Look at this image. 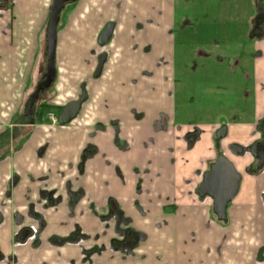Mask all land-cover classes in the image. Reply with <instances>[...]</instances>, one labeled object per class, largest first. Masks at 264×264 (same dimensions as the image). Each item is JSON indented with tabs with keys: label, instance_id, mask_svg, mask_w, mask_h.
I'll return each mask as SVG.
<instances>
[{
	"label": "crops",
	"instance_id": "0c3cea01",
	"mask_svg": "<svg viewBox=\"0 0 264 264\" xmlns=\"http://www.w3.org/2000/svg\"><path fill=\"white\" fill-rule=\"evenodd\" d=\"M3 1L2 8H7L8 0ZM52 1L16 0L13 32L7 34L1 28L10 14L1 9L0 264H264V170L247 174L228 209V223H219L211 201L203 203L197 196L198 172L212 157L200 153L203 134L190 146L185 137L188 124L178 128L175 122L177 93L184 85L176 65L177 43L183 49L211 48L210 40L217 37H202L205 28L197 19L214 8L248 11L245 17L238 12L233 25L232 17L215 24L220 25L219 40L228 48L234 44L232 54L241 51V61L257 72L254 90L263 95L255 94L256 117L264 116V36H247L253 0H220L216 7L213 0H78L74 7L80 9V17L57 32L55 97L46 99L65 103L83 80L89 85V99L68 124L29 125L23 116L25 98L42 71ZM191 1L190 8L201 9L179 19L176 8ZM109 21L115 23L107 46L110 53L93 82L96 39ZM137 22L143 23L142 29H137ZM163 55L167 64L157 66ZM132 110L145 115L138 118ZM159 113L168 115L169 130L155 133L152 125ZM113 118L120 119L128 152L115 144ZM150 136L155 144L145 147L143 141ZM10 148L14 151L8 155ZM222 148L227 153L223 142ZM247 152L242 157L249 163L252 156ZM238 166L242 172L243 165ZM13 176L17 179L12 185ZM42 176L65 196L56 211L38 200ZM80 183L83 192L74 198ZM145 208L150 213H143ZM80 210L82 215L69 216ZM160 221L162 227L157 226ZM27 223L41 225L33 245L16 242L17 231ZM128 228L139 234L136 243L111 250V242ZM74 239L81 241L71 242ZM81 253L87 257L85 263Z\"/></svg>",
	"mask_w": 264,
	"mask_h": 264
},
{
	"label": "flooded vegetation",
	"instance_id": "af4514ba",
	"mask_svg": "<svg viewBox=\"0 0 264 264\" xmlns=\"http://www.w3.org/2000/svg\"><path fill=\"white\" fill-rule=\"evenodd\" d=\"M255 1L257 2V7L254 8V22L252 23V20H251V25L249 26V33L251 32L249 34V36L251 38L250 40H256V38L261 39L264 36V3H263L264 0H255ZM15 2H16V0H8V3L6 4L7 8H2V5H4V1L0 0V21L3 18V13L1 12V9H3L4 11L7 10L10 14L8 21L5 23L6 25L3 28H1V31L5 34H7L8 31H10L12 29V24H13V20L15 19V16L11 11H12V8L14 7ZM65 5H66V3H65ZM114 25H115V23H114ZM143 26L144 25L142 22H137V29L138 30L142 29ZM0 27H1V25H0ZM113 28H114V26H113ZM112 33H113V29H112ZM112 33H111V36L109 37V39L104 44H100L98 42V38H99V36H98L96 39V44L103 46V45L109 43V41L111 40V37H112ZM211 41H215L217 47H219V49L221 51L225 52L226 55L221 56L220 53H216L215 48L212 49V48H205L204 47L205 49L204 48L200 49L199 47H196V48L191 47V50H194L193 55H196L198 60L194 59L193 57L188 59L187 61L194 65L193 68L189 71L190 73L188 71H186L187 73L180 72V74L184 77H190L192 83L196 82L199 85V81L193 80L192 75H194L197 70L205 69L207 67V64L203 61L201 62V59L207 60V59L212 58L216 64L227 68V70H226L227 75L220 74L219 70H218V74H219V80H222V82H221L222 85L227 87L226 92L227 91L231 92L228 94L230 96L229 104L231 106H233V109H232L233 112L232 113H234L236 108L242 107L241 102H245V103L247 102L248 103L249 99H251V101H252L251 105L249 104V107L255 108V110H256L255 90H254L255 83H256V76L253 73L254 70L251 69V66L249 68V65L247 62L241 61V58H240V56H242L241 51L237 52L238 54H232L231 50H229V48L226 46V42L219 40V39L216 40L215 38L211 39L210 42ZM45 43H46V37H45ZM56 43H57V41H56ZM44 46H45L44 61H43L44 63H43L41 74L39 75L37 80L34 81L30 85V87L26 93L25 107H24V113H23L24 121L29 125H41V126L65 125V124H68V123L74 121L76 118H78V116H80V114L84 110L85 103L89 99V91L87 90L86 81L83 80L81 82V84L79 85L78 92L73 97L71 95L70 96L71 98L69 97V99L65 103L55 104V103L48 101L46 99V97L47 98H54L55 97L54 91L56 88V82H57V76H58L56 66H55L54 79L52 80V82L49 85L44 86L42 89L39 90L38 95L35 98L32 106H31V113H30V115H28L29 102L31 99V95L36 90L39 81L44 78V74L46 71V62H47L46 46H47V43ZM149 46L150 45H147L146 47H149ZM55 52H56V50H55ZM109 53H110L109 48H107V47H106V49H102L101 51H99L97 53L96 65L92 71L93 77L95 79H98L101 76V74L104 70V65L108 59ZM102 55H104V60H103V64L101 67V71L98 75H96V69H97V66L99 63V57ZM171 56H172V54L170 53L169 57H171ZM252 60H253V58H252ZM54 64H55V58H54ZM165 64H167V56L163 55L160 58H158L156 65L162 66ZM229 78L234 79V81L232 80L233 83H230V84L223 83V81H225L226 79H229ZM132 81L136 82V78H134ZM200 82L202 84H205V82H202V81H200ZM247 84H249V86ZM82 93H84L85 96L79 104V108H78L76 115L74 117H72L70 120H68L67 122L61 123L60 119H59V115L63 111L64 106L70 102L77 101L80 98V96L82 95ZM242 94H244L243 97H245V99H243L241 97ZM48 95H49V97H48ZM177 103H178V97H177ZM106 104L107 103L104 102V105H106ZM250 110H253V109H249V111L246 115L249 117L250 120L253 121L252 125H253V129L255 130L253 135L250 138H248L249 139L248 141L244 142L245 144H243L241 142H234V143L230 144L228 146V148L226 149L227 153L223 150L222 144L220 143L219 139L224 137L225 135H227L229 133L230 123L226 124L223 121L221 122V120L218 119L220 121V126H219V128L217 130V134H216L217 135V141H216L217 156H216V158L210 159V161L205 166V168L198 172V173H200V180H199V184H198V188H197V196L201 200V202H203V203H205L208 200L211 201V205H210L211 212L215 216L216 220L221 224L228 223V209L231 206L233 199L235 198V196L237 195V193L240 189L241 180H242V176H243V173L239 171V166H238L239 163L232 161L234 159H232L231 157H235L236 159H237V157L243 158L242 155H244L248 151L247 153H249L250 156H252V161H250L248 163V165L246 166V169L250 170V171L247 170V173L251 176H254L255 174L264 170V161H263V163H261V165H259L261 162V157L264 155V116L258 118V117H256L257 116L256 114L255 115L253 114V112L250 113L251 112ZM132 112L138 118H143L145 115V113L138 112L137 110H132ZM177 114H178V110H177ZM238 116L239 115L236 114V115H234L233 118L235 120H237ZM168 120H169V117L167 114L159 113L158 117L154 120L153 125H152L153 132L157 133V132H162V131H165V132L168 131L169 130ZM182 120H186V119H178V115H177V119L175 122L179 125V123ZM110 122L114 126L115 144L118 147V150L121 152H128L130 150V146L127 144L126 140L120 136L121 129H122V126L120 124V119L119 118H113V119H111ZM187 122H190V121L187 120ZM198 123H200V122H198ZM182 124H189V123H182ZM97 130H98V128L95 127L94 133H96ZM219 131H220V133H224V135L218 136ZM200 135L201 134H200V131L198 129L189 130V131L185 132V137L187 138V140H188L187 142L190 146L199 139ZM149 144H155V138L153 136H150L147 140L143 141V145L145 147H147ZM13 151H14L13 148H10L7 152V153H9L8 155L12 154ZM219 157H225L228 161H230L240 176L238 190H237L235 196L233 197V199H231L227 204L224 219H220L218 217V215L215 211V207H214V198L210 195L209 192H207L209 187H207V185H206L207 184V182H206L207 177L209 175V172L211 171L212 165L217 161V159ZM240 167H241V165H240ZM78 169L79 170H78V173H77L75 178H76V180L80 181L79 179H80V175L82 174L81 173L82 166L78 167ZM156 176L159 177V173H157ZM45 178H46V176H42L39 178L43 181H42V185L38 191V195H39L38 200L42 206H49V207H51L52 210L56 211V210H58V206L60 203H62L63 198H65V196L63 195V193H61V191L57 187H50L48 184L49 178L46 180H45ZM16 179H17V177L13 176V178L11 180L12 185H13V183H15ZM67 183L70 184V181L67 180ZM82 189H83V186L81 184V185H79V189L77 190L78 193H75L72 197L75 198L76 196H78L79 193L83 192ZM148 191H149V189H146V192H148ZM263 194H262V196H263ZM156 197L159 199L166 198V200H169V203H171V204H174V202H175L172 198L163 197L161 194H158ZM262 200H263V198H262ZM149 201H151V200L149 199ZM263 202H264V200H263ZM89 203L90 204L88 206L91 209L93 207V205H92L93 201L91 200ZM32 208H33V206H32ZM142 211L145 214L150 213L149 208H145ZM83 213H84V210H80L78 212H69V216L74 217L76 215H82ZM37 214H39V213H37ZM0 215H1V219H0V222H1L3 215L1 213H0ZM41 216L42 215L39 214L38 217L36 218V220L41 221ZM163 225H164L163 221H160L157 223V226H159V227H162ZM40 228H41V225H39V224H31V223L24 224L23 226H21V228L16 233V242L19 244L33 245L34 243L37 242L36 240H37V236L39 234ZM21 234H25V236L23 238H21ZM138 235L139 234L131 228L122 230L120 236L116 237L111 242V248L110 249L111 250H116V249L120 250V249H125V248L129 249V247H131L133 244H135L136 241L138 240ZM70 239H72V238H70ZM80 241L81 240H76V239L71 240V242H77V243H79ZM86 258H87L86 255L81 253V261L85 263L87 261ZM67 264H74V263L68 262Z\"/></svg>",
	"mask_w": 264,
	"mask_h": 264
},
{
	"label": "rangeland",
	"instance_id": "374dc122",
	"mask_svg": "<svg viewBox=\"0 0 264 264\" xmlns=\"http://www.w3.org/2000/svg\"><path fill=\"white\" fill-rule=\"evenodd\" d=\"M73 1L67 2L64 8L61 10L60 19L58 21L59 25L57 27V32L60 31L61 26L63 24H66L67 21H74V19H78L80 17L81 15L80 9L76 8V6H78V0H73ZM192 1L189 2L188 4L180 3L178 8H176L177 16L179 17V19L184 13H187L188 15L190 14L192 15V12L201 9V8H190L192 7ZM219 1L220 0H213L212 3L216 7V4L219 3ZM74 5L76 6L74 7ZM238 12L242 13L241 14L242 17L248 15V11L246 8H214L212 13L210 14L203 12L201 14L203 20L197 19L200 28H205V32L202 35V37L205 36L207 38L209 36L215 35L217 37L216 40L220 39V37L217 36V34H219V29L217 27H219L220 25L215 24L216 21L220 22L221 20L224 19L227 21H231V17H232L231 25H233L235 23V20L239 18ZM243 19L244 18H242V21ZM174 29H175L174 30L175 33L179 31V28L177 26L174 27ZM247 36H249V34H247ZM210 43L212 45L211 48L216 49L215 51L216 53H220L221 56L226 55L225 52L221 51L219 47H217L215 41H211ZM108 44L109 43L103 46L96 44V46L99 49V51H101L102 49H106ZM177 47L178 48L175 57L177 58L176 65L178 68V72L187 73L186 71L189 72L194 66L192 63H189L187 60L190 59L191 57L197 59V56L193 55L194 50L183 49L180 43H177ZM204 47L206 48V45H204ZM233 49H234V44L229 46V50L233 51ZM249 50L251 49L249 48ZM202 61L207 64V67L205 69L197 70L195 74L192 75V79L199 81V85L196 82L192 83L190 77H182V79L184 80V85L180 87L179 93H177L178 104H180L179 106H177V110H178V119H186V120H182L179 123V125L178 124L176 125L178 128H180L182 123H189L188 127L190 130L198 129L200 131V134H203V138L199 141V146L200 148H202L200 149V153H202L201 154L202 157L205 155L206 156L212 155L211 159H213L216 158L217 156L216 134L220 126L219 120H221V122L223 121L226 124L230 123L229 133L219 139L220 143L222 144L223 142V146H226L228 148V146L234 142H239L240 140L248 141L249 140L248 138H250L253 135L255 131L252 125L253 121L250 120L246 114L248 113L249 109H253L250 110L251 111L250 113L253 112V114L255 115L257 107L256 110L255 108L249 107V104L251 105L252 102L251 99H249L248 103L241 102L242 107L236 108L234 113H232L233 106L229 104L230 96L228 94L231 92L230 91L226 92L227 87L222 85L221 83L222 80H219V74H218V70H219L220 74L227 75L226 72L227 68L216 64L212 58L207 60L201 59V62ZM260 69H261V64H258V70ZM255 70L257 71V68H255ZM256 73L257 72H255V75ZM91 79L93 80V82L98 81V79H95L93 75H91ZM232 80L234 81V79L229 78L223 81V83L230 84L233 83ZM200 81L205 82V84H202ZM247 85L249 86V84ZM255 94L257 97L263 95V93L259 92L258 90L257 92H255ZM243 95L244 94H242L241 97L245 99ZM236 114L239 115L237 120L233 118L234 115ZM187 120H189L190 122H187ZM231 158L234 159V160L231 159L232 161L239 163V165H243L242 173L244 176H242V180L245 183L248 174L247 173L248 169H246V166L248 165L247 159L244 158L236 159L235 157H231Z\"/></svg>",
	"mask_w": 264,
	"mask_h": 264
},
{
	"label": "water",
	"instance_id": "95a60500",
	"mask_svg": "<svg viewBox=\"0 0 264 264\" xmlns=\"http://www.w3.org/2000/svg\"><path fill=\"white\" fill-rule=\"evenodd\" d=\"M73 0H53L52 4L49 8V20L47 23V28L45 32L46 37V71L44 74V78L41 79L37 85L36 90L31 95V99L29 102L28 115L31 113V106L38 95L40 89L44 86L49 85L55 76V50H56V41H57V24L60 19V12L63 9L65 3ZM114 23L108 22L104 28L101 30L98 38V42L100 44H104L109 37L111 36L112 29ZM104 55L99 57V63L96 69V75H98L101 71V67L103 64ZM85 94L82 93L80 98L77 101L70 102L64 106L63 111L59 115V119L61 123H65L74 117L78 111L79 104L81 100L84 98ZM224 133L218 132V136H223ZM264 161V155L261 157V163ZM240 176L239 173L235 170L234 166L230 161H228L225 157H219L217 161L212 165L211 171L207 177V187L210 195L214 198V207L215 211L220 219L225 218L226 207L228 202L233 199L235 196L238 185H239ZM205 182V183H206ZM205 185V184H204ZM264 200V194L262 196ZM1 219V215H0ZM25 234H21V238H23Z\"/></svg>",
	"mask_w": 264,
	"mask_h": 264
},
{
	"label": "trees",
	"instance_id": "16d2710c",
	"mask_svg": "<svg viewBox=\"0 0 264 264\" xmlns=\"http://www.w3.org/2000/svg\"><path fill=\"white\" fill-rule=\"evenodd\" d=\"M253 6L256 8L257 7V2L255 1V0H253ZM254 22V16H253V19H252V23ZM251 33V32H250ZM249 33V34H250ZM248 171H250L249 169H248Z\"/></svg>",
	"mask_w": 264,
	"mask_h": 264
}]
</instances>
